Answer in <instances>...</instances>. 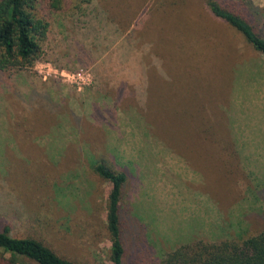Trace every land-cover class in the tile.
<instances>
[{"label": "rangeland", "instance_id": "rangeland-1", "mask_svg": "<svg viewBox=\"0 0 264 264\" xmlns=\"http://www.w3.org/2000/svg\"><path fill=\"white\" fill-rule=\"evenodd\" d=\"M187 1L193 8L185 0H62L56 10L44 0L39 9L51 26L43 57L30 68L0 71V190L26 201L32 213L22 217L12 196L11 210L0 209V228L8 221L15 235L35 236L79 264H113L105 225L112 184L90 164L109 157L130 172L122 200L127 240H135V218L155 256L183 243L221 240L219 222L226 217L235 234L264 230V199L248 188L264 183V55L248 59L242 76L231 73L242 59L235 54L233 70L226 36L244 59L240 35L201 0ZM105 6L109 13L100 14ZM101 16L112 20L100 24L94 17ZM141 21L136 32L146 29L153 39L160 70L147 66L138 105L120 36ZM103 27L121 35L105 44L96 37ZM180 32L215 40L190 37L194 49L186 53L175 38ZM84 44L92 50L87 59ZM78 57L91 70H62L78 72ZM96 67L111 74L107 82L94 78ZM122 83L123 99L117 95ZM231 96L237 100L228 109ZM226 113L238 135L244 171L237 177L227 173Z\"/></svg>", "mask_w": 264, "mask_h": 264}, {"label": "trees", "instance_id": "trees-1", "mask_svg": "<svg viewBox=\"0 0 264 264\" xmlns=\"http://www.w3.org/2000/svg\"><path fill=\"white\" fill-rule=\"evenodd\" d=\"M90 1V0H84ZM210 9L213 15L224 21L229 30L240 35L247 55L243 59V53L238 52L234 42L228 36V50L226 51L228 57L232 55L233 70H234V56L241 58V64L235 68L231 73H237L242 76L243 68L248 66V59L251 57L264 55V6L254 3L253 0H201ZM44 0H0V71L12 68H30L43 57L48 43L51 22L48 17L40 12V5ZM189 5V9L193 8L192 1L185 0V5ZM50 7L56 10L63 8L62 0H50ZM108 6L101 7L100 14L109 13ZM197 11V9L195 8ZM199 16H202L199 13ZM100 24L105 19L104 16L100 18L94 17ZM74 22V19H72ZM112 20V18L107 19ZM124 23L128 20L126 17L120 19ZM116 23V22H115ZM92 26V22L86 25ZM117 24V23H116ZM116 24L114 26H116ZM97 24L95 23L96 28ZM136 26V27H135ZM143 27V23L137 22L133 25L134 29L127 35L123 36L117 32H111L106 27L105 31L96 29V37L101 36L108 44L110 37L117 38L121 35L122 44H124L121 62L130 63V70L134 78L129 79L136 84L138 90L137 98L138 105L145 99V89L147 77L150 75L149 65L158 67L159 58L157 51L152 49L151 44H154L152 38L146 36V29L140 31L136 30ZM100 32H102L100 34ZM105 32V33H103ZM95 36V35H94ZM198 42H203L208 37L215 35L186 33L180 32L175 38L183 48V51L188 53L194 47L190 45V37L196 38ZM197 42V43H198ZM115 51V50H112ZM92 50L87 49L86 45H81V53L85 59L90 57ZM90 53V54H89ZM199 54L198 52L194 53ZM236 54V55H235ZM249 55V56H248ZM255 55V56H252ZM191 56V55H190ZM158 58V60H157ZM81 67L76 71L91 70L89 67H84L85 60L78 57ZM71 71V68L61 67ZM160 70V68L158 67ZM74 72V71H73ZM158 72V70H155ZM93 75L100 76L104 83L111 77V74L104 75L98 67L93 70ZM104 75V76H103ZM117 95L121 99L125 97V83L118 85ZM237 100V96L232 97L228 101V109L231 108ZM226 128L228 131V143L230 147V159L227 161V173L233 177L240 176L241 166L239 160L241 157L240 148L237 144L238 135L232 128V123L228 113H226ZM236 162V163H234ZM93 171L101 178L111 182V190L107 200V215H106V229L109 241L111 242L109 258L113 264H127L129 259L135 264H264V230L257 232H248L247 234H235L230 228L228 218L220 220V234L222 239L217 242L206 240H196L190 243H183L172 248L164 255L155 256L156 250L150 245L147 236L140 232L141 225L138 224L137 219L134 218L133 226L135 231V240L128 242L127 233L125 229L126 211L123 208L122 200L124 197V189L130 179V172L128 169L119 166L109 157L98 158L90 162ZM230 179V177H229ZM264 185L262 182L255 183L248 188L251 191L258 190L256 193H261L264 199ZM230 186L239 198H244L243 194L240 196L237 189L232 186L230 179ZM17 199L21 204V216H27V220L32 217L29 210V204L23 199L19 198L11 191L0 190V209L11 210L13 206L12 199ZM234 203V202H233ZM231 203V204H233ZM230 204V205H231ZM218 205V204H217ZM219 206V205H218ZM226 210L227 207H223ZM8 208V209H7ZM224 208V209H223ZM34 216V215H33ZM223 222V223H222ZM136 229V230H135ZM0 264H79L78 262L60 254L50 245L35 236H17L13 233L12 226L8 221L2 223L0 228Z\"/></svg>", "mask_w": 264, "mask_h": 264}, {"label": "built area", "instance_id": "built-area-1", "mask_svg": "<svg viewBox=\"0 0 264 264\" xmlns=\"http://www.w3.org/2000/svg\"><path fill=\"white\" fill-rule=\"evenodd\" d=\"M63 71H67V72H70V73H73V74H77V73H82V72H85V71H78V72H73V71H68V70H66V69H62ZM85 73H87V72H85Z\"/></svg>", "mask_w": 264, "mask_h": 264}]
</instances>
